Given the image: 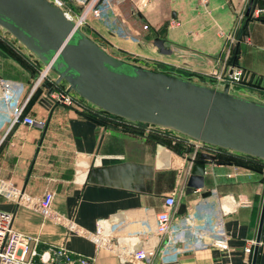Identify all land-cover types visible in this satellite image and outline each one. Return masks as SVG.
Masks as SVG:
<instances>
[{"label":"crops","instance_id":"obj_1","mask_svg":"<svg viewBox=\"0 0 264 264\" xmlns=\"http://www.w3.org/2000/svg\"><path fill=\"white\" fill-rule=\"evenodd\" d=\"M149 1L140 9L139 0L121 1L127 5V13L118 12L124 34L109 31L97 20L92 21L91 32L131 63L186 62L188 68L202 74L235 65L249 76L243 81L246 84L235 86L243 93L239 95L254 100L264 97V0H254L252 17L244 19L236 31L238 41L230 54L235 55V63L230 62L231 56L226 59L229 42L219 30L230 33L239 13L249 9L252 1L208 0L205 6L201 0H182V7H171V13L163 17L147 12ZM172 18L180 24L172 26ZM140 20L149 27L144 29ZM149 30L159 36L152 42L143 39ZM157 38L171 52L163 51ZM2 80L11 85L14 95L4 96ZM33 82L28 71L17 64L0 73V210L13 215L16 230L38 236L41 251L64 244L74 253L91 257L93 264H138L27 206L30 198L51 191L53 210L76 227L94 232L102 225L106 237L130 249L160 248L167 243V258L157 253L150 264H252L264 201V173L207 161L203 185L189 188L194 148L178 153L163 143L102 125L65 105L51 109L41 103L47 87L28 105ZM21 107L23 115L33 116L37 123L14 122L13 112ZM126 163L152 166L153 170L141 181L130 167L116 170L113 177H105L101 169L97 172ZM172 192L177 201L172 232L160 245L143 234L155 225L165 196ZM118 218L122 223L115 228ZM249 244L250 253L245 251ZM256 264H264V226Z\"/></svg>","mask_w":264,"mask_h":264},{"label":"water","instance_id":"obj_2","mask_svg":"<svg viewBox=\"0 0 264 264\" xmlns=\"http://www.w3.org/2000/svg\"><path fill=\"white\" fill-rule=\"evenodd\" d=\"M254 3L252 0L248 13ZM0 26L42 63L50 65L57 83L67 84L68 92L92 105L131 121L150 123L264 159V102L232 93L230 83L215 87L121 60L79 29L50 0H0ZM163 43L157 38L156 44L166 53L171 52ZM108 57L121 63L111 66ZM41 103L51 109L60 104L48 95ZM215 158V154L200 152L193 160L189 188L203 185L205 164ZM124 167L135 170L137 181L153 170L152 166L126 163L99 168L97 172L101 169L105 177H113ZM263 226L264 201L252 264H256ZM56 264H66L61 255Z\"/></svg>","mask_w":264,"mask_h":264},{"label":"built area","instance_id":"obj_3","mask_svg":"<svg viewBox=\"0 0 264 264\" xmlns=\"http://www.w3.org/2000/svg\"><path fill=\"white\" fill-rule=\"evenodd\" d=\"M53 3L60 6L65 14L73 19L76 26L84 31L86 34V27L92 28V21L97 20L103 23V26L109 31L124 34V28L119 23V16L117 11L116 0H50ZM148 0H139L137 8L140 9ZM249 4L252 0H244ZM201 2L207 6L208 0H201ZM247 8H243L239 17L237 19L235 28L227 33L223 29L219 30L222 36H225L228 43V51L226 54V59L230 58L234 44L238 41V35L236 33L237 29L241 27L244 19L247 15L250 16L254 13V7L252 12L248 13ZM256 11H259L257 9ZM93 15V19H89V16ZM172 26H178L180 24L177 19L172 18L170 21ZM144 28H148L149 24L145 23ZM248 39L247 35L244 36ZM101 45V44H100ZM102 46V45H101ZM103 47V46H102ZM50 71H52L50 65H44L41 69L40 75L34 80L30 95H32L39 87L42 86L45 80L50 83L56 82V77H50ZM211 74L215 77L216 83L213 84L215 87H219L226 83H230L231 87L236 83H240L248 80V74L239 67L235 65L228 64L225 70L214 69ZM50 78V79H49ZM2 86L4 88V96L8 97L15 94V91L11 85L2 80ZM67 88V86H66ZM60 89L58 87L51 86L48 88V97L53 101H59L60 104L69 106L75 102L78 98V94L74 92H68L67 89ZM221 88V87H220ZM91 104V103H90ZM96 107V106H95ZM14 122L23 121L24 123L33 125L37 123V120L30 115H23V107L19 110L14 111ZM152 125V124H151ZM156 126V125H152ZM160 127V126H158ZM163 128V127H161ZM171 130V129H170ZM188 137V136H187ZM190 138V137H188ZM191 139V144L194 146V151L191 156V161L196 158L199 149L203 152L214 153L218 146L203 143L201 141ZM264 173V170H263ZM176 192H172L165 196L164 208L156 214L155 225L151 227L148 233L143 235H151L156 241L161 243L166 237L170 236L172 232V212L176 206ZM54 193L48 191L44 197H32L27 201V206L42 213L45 217L53 219L61 223H66L71 230H76L77 232L83 234L96 241L99 246L106 247L113 253L117 254L123 260L133 261L138 264H150L153 257L159 253L163 259L168 256L167 243L163 244L160 248L156 245L143 246L139 249H130L128 247L115 244L104 235V229L102 225H98L96 231L91 232L86 229L76 227L71 221L68 222L65 218L58 215L53 210ZM122 220L118 218V221L114 222V227L121 225ZM225 246V243L221 241ZM40 238L38 236L26 235L19 232L13 226V215L0 210V264H56L57 256H62V261L66 264H93V259L89 256L83 254H77L68 249L63 245H51L45 250L39 249ZM245 251L250 253L252 251V244L246 246Z\"/></svg>","mask_w":264,"mask_h":264},{"label":"rangeland","instance_id":"obj_4","mask_svg":"<svg viewBox=\"0 0 264 264\" xmlns=\"http://www.w3.org/2000/svg\"><path fill=\"white\" fill-rule=\"evenodd\" d=\"M121 1L122 0H116L118 12L120 14V11L123 9V11L125 13H127V5H125V4L123 5L121 3ZM125 1H128V0H125ZM181 1L182 0H151V1H149L150 4L147 8V10H148L147 12H149V11L154 12L157 15L163 17L164 14L168 15L169 13H171L169 11V9L171 7H174V6L175 7L181 6L182 7L183 4L179 3ZM130 5L128 7H130ZM137 12H138V10L136 11V13ZM89 19L90 20L93 19V15H90ZM143 23H144V20H140L141 26L143 25ZM144 29H146V28H144ZM86 32L90 37H92L94 40H96L99 44H102V46H105L107 48L106 50L110 54H112L113 56H115L117 58H120L121 60H124L123 58H121L117 55L116 49L113 50L112 48L106 46L107 44H105L99 36H97L96 34H94L93 32H91L89 30H86ZM146 33L147 34H145L143 39L146 40L147 42H152V40L154 38L159 37V36H156L157 34L156 33L154 34L151 30H149V32H146ZM12 50L14 51V53H16V54L19 53L20 55H25L28 60L35 61L37 63V65L40 67V70L37 71V74L35 76H33L28 70H26L20 64V62L17 60V57L14 56V53L12 52ZM107 60L111 66H119V64L121 63L119 61L112 60L109 57ZM132 63L140 65V66H145V67H148V68H151L154 70H159V71H163L166 73L174 74L177 76L182 75L181 77L191 79L193 81L200 82L203 84L211 85V86H214L213 84L216 83L215 77L213 76V74H211V72L208 74H204V73L202 74L199 71H195L194 69L188 68L186 66V64H188V63H186V62H179V63L167 62L166 63L162 60L153 61V62H148L145 60V61H137V62H132ZM16 64L20 68L22 67L24 70L28 71V73L31 75V78H33L34 80L40 75L41 69L45 65L24 44H22L16 37H14L4 27L0 26V73L6 71L7 66H10V65L13 66ZM183 72H185V73H183ZM54 74L55 73L53 71H50V75H51L50 77L51 78L53 77ZM46 81H48V80H45L44 83ZM236 85L237 84L235 83L231 87L230 91L234 94H237V95L243 94V93L238 92L236 90V88H235ZM219 87L222 88L223 86L220 85ZM247 96L253 97L252 95H249V93ZM255 98L258 99L257 101L261 100V102H264L263 96H257ZM78 99L79 98H76V102L78 101ZM76 104H78V103H76ZM144 133L145 134L149 133V134H153L155 136L161 137V138H165L169 142H171L173 145H175V144L181 145L180 147H182L183 149H185L184 146H187L188 148H193L192 147L193 144H191L192 142H191L190 138H188L187 136H185L179 132H176L174 130H166V129H163L161 127L159 128V127L154 126V127H148L146 130H144ZM199 152H203V150L199 149L197 153L199 154Z\"/></svg>","mask_w":264,"mask_h":264},{"label":"trees","instance_id":"obj_5","mask_svg":"<svg viewBox=\"0 0 264 264\" xmlns=\"http://www.w3.org/2000/svg\"><path fill=\"white\" fill-rule=\"evenodd\" d=\"M252 16H250L249 14L247 15L246 21L247 19L251 18ZM86 30L91 31L92 29L89 27H86ZM12 52L14 53V51L12 50ZM14 56L17 57V60L20 62V64L26 69L28 70L33 76H35L37 74V71L40 70V67L37 65V63L35 61H30L26 58L25 55H20L19 53H14ZM230 62L231 63H235L236 62V57L233 54V56H231L230 58ZM36 64V65H35ZM185 73V72H183ZM182 76V75H180ZM246 84L245 82H240L237 83V85L240 84ZM60 83H50L48 81H46L41 87H39L34 93L33 96L31 97V99L28 102V105L33 102L36 98H38V96H40L41 94V89L43 87H47V88H51V86L54 85V87H58L60 89H65L66 85L61 84ZM78 101L75 102L67 107L72 108L74 110H76L80 115L84 116V117H88L91 118L95 121H97L98 123L102 124V125H107V126H113L119 129H122L126 132H130L132 134L138 135L140 137H145L147 139H150L152 141L158 142V143H163L171 148H173L176 152L178 153H185L188 152L190 150H192V148H188L187 146H184L185 149H183L182 147H180L181 145H173L171 142H169L167 139L165 138H161L158 136H155L153 134H145L144 130H146L148 127H154L152 126L150 123H146V122H141V121H131L128 119H125L123 117L114 115L112 113H109L101 108L95 107L94 105L90 104L89 102H87L84 98L78 96ZM78 103V104H76ZM27 105V106H28ZM158 127V126H156ZM160 128V127H159ZM166 130H170L167 128H163ZM192 147L194 148V146L192 145ZM214 154L216 156L215 160L218 163H233V164H237V165H241L259 172L263 173L264 170V159L259 158V157H255V156H251V155H247L244 153H239L236 151H232L226 148H222V147H218L215 151ZM199 157V154H198Z\"/></svg>","mask_w":264,"mask_h":264}]
</instances>
